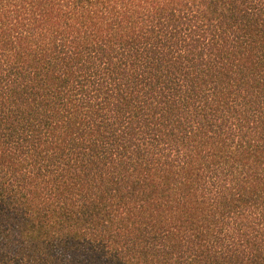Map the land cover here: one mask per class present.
I'll list each match as a JSON object with an SVG mask.
<instances>
[{
  "label": "trees",
  "instance_id": "16d2710c",
  "mask_svg": "<svg viewBox=\"0 0 264 264\" xmlns=\"http://www.w3.org/2000/svg\"><path fill=\"white\" fill-rule=\"evenodd\" d=\"M0 264H264V0H0Z\"/></svg>",
  "mask_w": 264,
  "mask_h": 264
},
{
  "label": "rangeland",
  "instance_id": "374dc122",
  "mask_svg": "<svg viewBox=\"0 0 264 264\" xmlns=\"http://www.w3.org/2000/svg\"><path fill=\"white\" fill-rule=\"evenodd\" d=\"M74 261V260H73Z\"/></svg>",
  "mask_w": 264,
  "mask_h": 264
}]
</instances>
